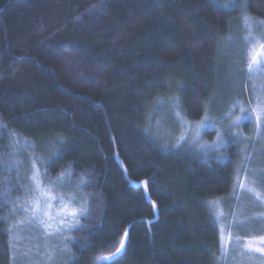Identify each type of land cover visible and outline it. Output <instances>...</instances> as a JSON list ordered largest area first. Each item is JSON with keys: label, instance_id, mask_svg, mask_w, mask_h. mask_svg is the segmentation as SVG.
Segmentation results:
<instances>
[{"label": "trees", "instance_id": "obj_1", "mask_svg": "<svg viewBox=\"0 0 264 264\" xmlns=\"http://www.w3.org/2000/svg\"><path fill=\"white\" fill-rule=\"evenodd\" d=\"M245 17L264 24V0H0V264L31 191L29 145L51 151L47 183L87 204L68 264H112L125 231L115 264H228L217 214L233 231L241 143L203 158L153 117L170 97L186 121L209 113Z\"/></svg>", "mask_w": 264, "mask_h": 264}, {"label": "rangeland", "instance_id": "obj_2", "mask_svg": "<svg viewBox=\"0 0 264 264\" xmlns=\"http://www.w3.org/2000/svg\"><path fill=\"white\" fill-rule=\"evenodd\" d=\"M241 24V27L236 28L233 35H230L222 45L221 82L217 86L209 113L198 122L186 121L179 104L173 102L170 97L160 103V107L154 114L153 133L172 140L171 138L174 139V124L178 122L181 130L180 142L185 144L191 152L203 158L224 159L232 143H241L242 147H239L241 158L237 165L235 185L238 173L243 179L246 171L249 181L255 180L256 187L264 189V133L257 137L256 113L253 111L258 103L264 105V72L251 75L247 72L246 74V63L249 56L247 49L257 42L264 41V24L247 21L246 25L245 20ZM249 28H251V39L246 42L245 37L249 35ZM241 107L252 119L235 126L234 122L243 115ZM170 109H173V113ZM251 136L252 138H249ZM222 140L227 143H222ZM245 147L249 152L248 161L245 159L247 150ZM22 152L25 163L20 167L29 187L32 185L30 177L33 173L32 164L35 161L42 186L56 197L52 200L53 212L55 213L61 200L65 202L71 200L70 208L83 210L84 214L78 217V227L87 212V204L81 201L80 194H71L65 188L62 183L64 180L53 184L47 183L44 177L46 165L49 164L52 156L50 149L44 145H29ZM30 190L31 195L24 196V201L20 202L17 208L18 221L10 230L13 247L12 264H68L65 240L69 238L74 229L72 224L75 221L69 218V223L61 226L62 229H67L66 233L57 232L46 236L39 224L29 221L30 213L24 211V207L36 195L34 189L30 188ZM235 193L242 194L239 195L241 199L237 201L239 202L237 203L238 210L233 216V231L227 229L221 215L217 214L220 234L224 237L222 243L228 248V264H264V253L248 251L244 249L242 243L237 244L235 239L228 241L229 231L233 237L240 235L242 239L264 236V217L260 216V213L264 212V203L254 200L247 192H242L238 188L235 189ZM242 220L244 221L243 226L237 227Z\"/></svg>", "mask_w": 264, "mask_h": 264}, {"label": "snow or ice", "instance_id": "obj_3", "mask_svg": "<svg viewBox=\"0 0 264 264\" xmlns=\"http://www.w3.org/2000/svg\"><path fill=\"white\" fill-rule=\"evenodd\" d=\"M245 24L247 25V17L244 18ZM251 39V28H249V35L245 37L246 42ZM249 52L247 69L249 74L252 73H260L264 72V41L257 42L247 49ZM239 103V102H237ZM256 113L255 119L257 123L256 127V135L259 137L262 133H264V105L258 103L257 106L253 109ZM241 112L243 115L238 117L234 122L235 126H238L241 122H247L252 119L249 116L243 107H241ZM222 143H227V141H223ZM219 146V145H218ZM246 158L250 159V157ZM33 173L30 177L32 181L31 189H34L36 195L32 197L31 201L28 203L26 207H24V211L30 213L29 221L34 224H39V226L43 229L45 235H53L57 232L66 233V228H61L62 225H67L69 223V218L75 223L72 224V227L75 228L79 224L78 217L83 215V210L81 209H72L69 207L71 204V200L65 202L61 200L59 207L56 208L55 213L53 212V204L52 200L56 199L55 196H52L46 188H44L39 179V169L36 167V162L33 161L32 164ZM63 175V174H62ZM61 178L58 177L57 180ZM238 188L242 192H247L250 197L254 200L264 203V189H258L256 187L255 180L249 181L248 174L245 171V176L243 179L240 178L239 173L237 175V184L234 186V190ZM31 195V192H29ZM240 197H237L239 200ZM214 203V202H213ZM261 217H264V212L260 213ZM244 221H240L237 227H242ZM128 237V232L125 231L124 237L120 240L119 246L116 248L115 253H113L110 257H106L105 259L115 264L117 254H120L122 250L125 248L126 239ZM224 237H221L223 241ZM235 239L237 244H243L244 249L248 251H254L258 253H264V236L258 237H249L244 238L240 235L235 237L232 236L231 231L228 233V241L231 242ZM228 254L225 245L221 244V255L222 257H226Z\"/></svg>", "mask_w": 264, "mask_h": 264}]
</instances>
